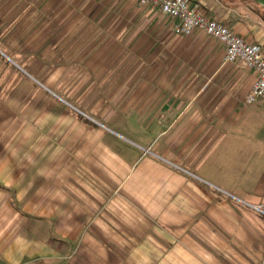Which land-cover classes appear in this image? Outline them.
<instances>
[{
  "label": "crops",
  "instance_id": "0c3cea01",
  "mask_svg": "<svg viewBox=\"0 0 264 264\" xmlns=\"http://www.w3.org/2000/svg\"><path fill=\"white\" fill-rule=\"evenodd\" d=\"M190 1L264 42L245 4ZM150 7L0 0L1 57L35 77L39 59L43 73L30 76L42 90L25 102L0 96V264H257L246 201L264 193V137L241 123L264 125L263 105L251 113L245 102L256 73L224 61L221 43L223 61L171 63L163 82L145 78L160 66L137 65L130 78L128 66L98 63L113 40L154 52L143 47L160 28ZM71 39L95 43L65 48Z\"/></svg>",
  "mask_w": 264,
  "mask_h": 264
},
{
  "label": "rangeland",
  "instance_id": "374dc122",
  "mask_svg": "<svg viewBox=\"0 0 264 264\" xmlns=\"http://www.w3.org/2000/svg\"><path fill=\"white\" fill-rule=\"evenodd\" d=\"M36 1V0H34ZM150 14H154L155 17H159V31H155V33H150L145 36L144 39V45L143 47L146 50H153L154 52H151L150 54H146L144 56H137L134 54V52L131 51L132 48L136 46L135 41H129V44L126 46L125 44H121L120 40H113L108 41L111 43L109 45L111 47L112 55H108L105 57H97L98 63H109L112 64L114 67L121 66L126 67L128 66V74L130 78H134L136 76L137 65H145V66H160L161 71L160 73H157L156 71H145V78L146 80L151 78L152 76H155V78L158 74L160 75L161 81H167L168 80V65L174 64V63H183V62H191L196 64H205V65H212L220 63L222 60V45L211 36L200 32V31H194L193 33L189 35H177V38H174V35L172 30L170 29L171 21L164 15L160 14L158 10L154 7H150ZM41 26V25H40ZM157 25L155 26V29H157ZM39 31V30H38ZM174 39V40H173ZM65 48H71L73 46H81V47H88L95 43V41H85V40H67L65 41ZM104 40L102 41H96L97 46L104 47L105 45ZM107 42V43H108ZM124 42V41H122ZM261 46H264V42L260 44ZM108 46V48H109ZM38 49L40 52V45H38ZM123 48L122 53H118V50L120 48ZM125 47L129 49L128 52H126ZM175 49L176 55L173 56L172 50ZM187 50L186 56L182 55L184 51ZM158 53V54H156ZM1 57V55H0ZM34 63L36 64V68L38 72H35L36 77L32 74L28 75L22 69L19 67H16L13 63H11L8 59L1 57L0 58V96H8V91L10 90L11 96H17V99L19 102L23 103L28 98L29 95H33L38 91L39 89L42 90V87L35 82L37 80L38 82H41V80L37 79L38 77L42 76L43 73H41L40 69V61L39 59L33 58ZM223 61V60H222ZM55 68V67H54ZM122 69V68H121ZM118 73L116 75L120 76V68H118ZM44 75L47 74L48 71H43ZM54 73V72H52ZM124 73V72H123ZM158 75V76H159ZM38 76V77H37ZM17 81V86L15 89H12V82ZM6 82V85L4 84ZM10 83V84H9ZM5 86V87H4ZM39 87V88H38ZM11 88V89H10ZM38 88V90H37ZM68 90H74V89H68ZM161 90V89H160ZM163 90V89H162ZM161 90V91H162ZM32 91V92H31ZM130 91H135V89H130ZM80 96V94H78ZM260 105H263L264 103L261 100H256L252 103V105L249 106L248 112L253 113L254 107H259ZM19 106V105H18ZM86 106V105H85ZM103 108V107H102ZM103 111V109L101 110ZM248 122V123H247ZM259 120L255 121H249V120H242L241 123L243 124H249L248 131L254 135L255 139L258 141L259 138L264 137V125H259ZM263 128V129H262ZM231 187L230 184L227 185L226 188ZM249 202L250 205H255L259 207L260 209L264 210V193L259 194V198L255 201H246ZM252 207V206H251ZM253 208V207H252ZM256 211V219H257V226H258V246L256 248L255 256L257 257V264H264V213L259 211L258 209L253 208Z\"/></svg>",
  "mask_w": 264,
  "mask_h": 264
},
{
  "label": "built area",
  "instance_id": "2783aa9c",
  "mask_svg": "<svg viewBox=\"0 0 264 264\" xmlns=\"http://www.w3.org/2000/svg\"><path fill=\"white\" fill-rule=\"evenodd\" d=\"M141 5L157 7L159 11L174 19L173 31L189 35L194 31L203 32L216 39L224 47V61L235 62L242 69L256 73L245 102L256 100L264 103V50L260 43L246 41L226 24L207 15L200 4L190 0H137ZM253 208L264 213L255 205Z\"/></svg>",
  "mask_w": 264,
  "mask_h": 264
},
{
  "label": "trees",
  "instance_id": "16d2710c",
  "mask_svg": "<svg viewBox=\"0 0 264 264\" xmlns=\"http://www.w3.org/2000/svg\"><path fill=\"white\" fill-rule=\"evenodd\" d=\"M234 3L245 4L264 24V7L256 0H232ZM264 50V46H262Z\"/></svg>",
  "mask_w": 264,
  "mask_h": 264
},
{
  "label": "water",
  "instance_id": "95a60500",
  "mask_svg": "<svg viewBox=\"0 0 264 264\" xmlns=\"http://www.w3.org/2000/svg\"><path fill=\"white\" fill-rule=\"evenodd\" d=\"M260 5L264 7V0H256Z\"/></svg>",
  "mask_w": 264,
  "mask_h": 264
}]
</instances>
